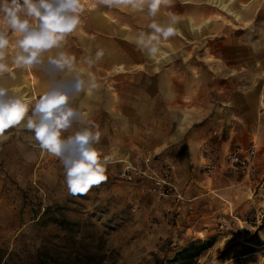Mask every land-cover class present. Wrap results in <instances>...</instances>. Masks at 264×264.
I'll list each match as a JSON object with an SVG mask.
<instances>
[{
  "label": "rangeland",
  "instance_id": "1",
  "mask_svg": "<svg viewBox=\"0 0 264 264\" xmlns=\"http://www.w3.org/2000/svg\"><path fill=\"white\" fill-rule=\"evenodd\" d=\"M79 2L80 23L64 39L86 40L74 45L76 56H103L83 74L98 85L85 95L91 101L71 104L101 132L95 147L111 157L107 179L87 194L70 195L59 158L42 152L23 122L6 130L8 139L0 142V250L21 264H264V137L230 148L252 152L244 172H226L236 177V190L220 198L212 191L182 214L185 200H155L119 180L123 163L116 162L152 154L168 163L167 144L187 134L208 136L204 152L216 163L215 147L238 112L251 121L256 116L264 127V0H171L154 17L147 5L134 7L137 0ZM172 16L177 31L161 38L156 57L132 42L141 32L150 34L153 22L167 26ZM15 45L9 33L5 62L10 71L29 75L26 90L41 76L57 77L40 66H16ZM55 52H45V61ZM32 90L30 109L42 95Z\"/></svg>",
  "mask_w": 264,
  "mask_h": 264
},
{
  "label": "clouds",
  "instance_id": "2",
  "mask_svg": "<svg viewBox=\"0 0 264 264\" xmlns=\"http://www.w3.org/2000/svg\"><path fill=\"white\" fill-rule=\"evenodd\" d=\"M110 3L111 0H103ZM171 0H137L134 7L147 5L148 14L155 16L160 5ZM82 6L79 0H0V75L9 72L5 62L9 33L16 38L13 63L16 66H40L63 74L31 106L30 101L13 95L0 84V142L8 139L6 130L19 126L33 134L42 152L59 158L65 170V182L70 195H84L106 181L107 165L112 162L95 145L101 132L97 125L84 123L83 112L73 107L72 99L85 90L98 87L95 78H83L75 68L74 57L61 49L66 34L72 33L80 23ZM177 18L171 17L167 26L156 22L149 25L150 34L143 32L132 38L141 51L156 57L161 38L167 40L175 34ZM55 49V55L45 61L44 53ZM103 51H98L99 61ZM89 65L94 61L89 59ZM75 126V127H74ZM70 134L65 135V133Z\"/></svg>",
  "mask_w": 264,
  "mask_h": 264
},
{
  "label": "crops",
  "instance_id": "3",
  "mask_svg": "<svg viewBox=\"0 0 264 264\" xmlns=\"http://www.w3.org/2000/svg\"><path fill=\"white\" fill-rule=\"evenodd\" d=\"M174 29L177 31L175 27ZM63 42H65L66 45H69V50L65 49L64 52L69 56L74 57L75 68L83 75L84 72L88 70V59L85 57V55L76 56L73 51L75 49L74 45L76 46L77 44H85L86 40L84 38H80V40H78V38L70 37L64 39ZM20 72L22 71L17 70V68L10 71L8 75L0 79V84H3L9 93L19 96L24 95L26 98H28V101H30L32 97H28L27 92L32 90V85H29L30 81H28L30 88L29 90H26L25 87H27V85L24 83L26 82V79L29 78V75L26 73L21 74ZM62 75L63 74H58L57 77L53 78L52 81L43 79V76H41L42 78L36 81L35 85L33 83L34 87L32 91L36 90L38 93L43 94L50 88V86L54 84L55 81L59 80ZM17 88L20 89L17 90ZM87 92L89 91H82L81 93L84 94L83 97L75 96L72 99L71 102L74 103L73 105L75 107L78 108L82 102L91 101V98L85 96ZM29 93H31V91H29ZM260 99L261 96L259 97V100ZM250 107L251 104L249 103V108ZM253 107L256 109V104ZM238 108H240V106H238ZM238 114L240 117L237 118L236 122H233V127L230 129L228 134L224 135L223 138H220L218 147H215V149H217L215 153L218 157L216 163L217 165L219 164L218 174L214 173L216 169L209 170L207 172L203 171V167L210 159L208 153L204 152L205 148L203 145L208 136L203 135L201 137H194L187 134L177 135L175 139L170 140L169 144H167V150L163 153L166 156V162L170 163L173 168V177L176 186L185 200L184 203H181L182 211L180 214H182V212H184L187 207L195 206L196 200L200 199L201 197L206 199L212 197L210 194L212 191L216 193L215 195H217V197L220 198L227 196L231 190H236V177L226 173L225 157L227 153L229 152L230 148L234 147L235 145H240L242 147L248 146L250 142H255V139L258 138L259 141H261V138L264 137V127H261V125L258 124L256 116H253V120L251 121L249 118L243 117L240 112H238ZM156 158L154 160L155 166L159 167L165 163ZM135 161L136 159L128 160L127 158H119L116 160V162L123 163V167L127 162L132 163ZM168 202L169 201H163L162 205H167L169 204ZM171 202L175 201L171 200ZM155 213H157L156 217H158V219L162 218L158 212Z\"/></svg>",
  "mask_w": 264,
  "mask_h": 264
},
{
  "label": "built area",
  "instance_id": "4",
  "mask_svg": "<svg viewBox=\"0 0 264 264\" xmlns=\"http://www.w3.org/2000/svg\"><path fill=\"white\" fill-rule=\"evenodd\" d=\"M251 155L252 152L248 149L235 148L229 151L226 156V171L236 173V169H239L244 172L248 167ZM154 160L155 156L145 154L135 162H127L118 172L117 177L123 182L138 186L140 191L152 196L157 201H183V196L173 177L172 166L163 163L157 167L154 165ZM207 166L210 170L217 168L214 163V156L210 155Z\"/></svg>",
  "mask_w": 264,
  "mask_h": 264
},
{
  "label": "trees",
  "instance_id": "5",
  "mask_svg": "<svg viewBox=\"0 0 264 264\" xmlns=\"http://www.w3.org/2000/svg\"><path fill=\"white\" fill-rule=\"evenodd\" d=\"M13 255L0 250V264H21L13 262Z\"/></svg>",
  "mask_w": 264,
  "mask_h": 264
},
{
  "label": "bare ground",
  "instance_id": "6",
  "mask_svg": "<svg viewBox=\"0 0 264 264\" xmlns=\"http://www.w3.org/2000/svg\"><path fill=\"white\" fill-rule=\"evenodd\" d=\"M221 4V3H220ZM221 8H224L225 9V6H222Z\"/></svg>",
  "mask_w": 264,
  "mask_h": 264
}]
</instances>
